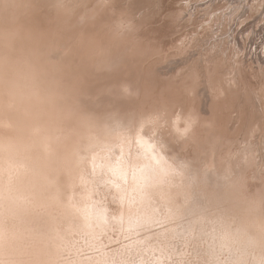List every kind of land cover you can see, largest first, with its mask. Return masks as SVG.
<instances>
[{"label": "rangeland", "instance_id": "374dc122", "mask_svg": "<svg viewBox=\"0 0 264 264\" xmlns=\"http://www.w3.org/2000/svg\"><path fill=\"white\" fill-rule=\"evenodd\" d=\"M87 3L72 64L0 28V264H261L264 0Z\"/></svg>", "mask_w": 264, "mask_h": 264}, {"label": "clouds", "instance_id": "9594fccd", "mask_svg": "<svg viewBox=\"0 0 264 264\" xmlns=\"http://www.w3.org/2000/svg\"><path fill=\"white\" fill-rule=\"evenodd\" d=\"M91 11L87 0H60L59 3L56 0H0V28L26 20L41 34L54 33L60 38L67 62L72 64L82 60L88 48L101 38L93 31L99 22V13L91 17L89 24L83 22ZM102 38L112 44L127 42V36H116L111 31L105 32Z\"/></svg>", "mask_w": 264, "mask_h": 264}, {"label": "snow or ice", "instance_id": "6c2138e0", "mask_svg": "<svg viewBox=\"0 0 264 264\" xmlns=\"http://www.w3.org/2000/svg\"><path fill=\"white\" fill-rule=\"evenodd\" d=\"M115 174H119L118 171L115 172ZM217 212H218V220L221 223H225L229 227H231L232 225H236L237 226L238 218H237V216L234 214L233 210L229 206H227V205H225L223 203H220L217 206ZM104 219L106 220V217ZM235 231L239 232V228L236 227ZM45 239H46V233L41 231L38 234V236L36 238V241L42 243V242H44ZM6 240H7V238H5V254L7 255L8 254V248H7ZM30 247H31V245H30ZM20 254H24V253H20ZM27 255L29 256L28 260L18 261V262H10L8 260H5L3 262V264H43V261H41L38 258V256H39L38 252H36V253L29 252V253H27ZM261 264H264V260L261 261Z\"/></svg>", "mask_w": 264, "mask_h": 264}, {"label": "bare ground", "instance_id": "6f19581e", "mask_svg": "<svg viewBox=\"0 0 264 264\" xmlns=\"http://www.w3.org/2000/svg\"><path fill=\"white\" fill-rule=\"evenodd\" d=\"M29 221L32 222V220H29ZM34 222H35V221H34ZM32 225L35 226L36 224L34 225L33 222H32ZM35 228H36V227H35ZM38 229H39V228H38ZM39 232H40V231H39ZM52 235L55 236V234H52ZM56 235H57V234H56ZM57 236H58V235H57Z\"/></svg>", "mask_w": 264, "mask_h": 264}]
</instances>
